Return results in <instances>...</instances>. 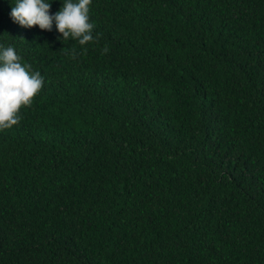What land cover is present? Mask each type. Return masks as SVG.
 Listing matches in <instances>:
<instances>
[{"label":"trees","instance_id":"1","mask_svg":"<svg viewBox=\"0 0 264 264\" xmlns=\"http://www.w3.org/2000/svg\"><path fill=\"white\" fill-rule=\"evenodd\" d=\"M13 2L44 81L0 130V264H264V0H91L83 51Z\"/></svg>","mask_w":264,"mask_h":264},{"label":"clouds","instance_id":"2","mask_svg":"<svg viewBox=\"0 0 264 264\" xmlns=\"http://www.w3.org/2000/svg\"><path fill=\"white\" fill-rule=\"evenodd\" d=\"M53 0H14L10 3L11 20L23 28L38 26L50 31L55 25L58 39H73L82 46L93 40L94 24L89 19L91 0H60L62 6L49 13ZM107 51V48L104 49ZM74 56V49H68ZM44 77L33 71L29 63H22L11 44L0 43V130L19 122V110L29 106L42 88Z\"/></svg>","mask_w":264,"mask_h":264}]
</instances>
